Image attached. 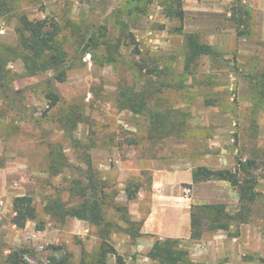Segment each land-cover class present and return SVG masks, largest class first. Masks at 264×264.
<instances>
[{"label":"rangeland","instance_id":"rangeland-1","mask_svg":"<svg viewBox=\"0 0 264 264\" xmlns=\"http://www.w3.org/2000/svg\"><path fill=\"white\" fill-rule=\"evenodd\" d=\"M164 1L135 15L130 0H0V44L18 43L17 20L25 14L56 23L67 54L65 79L53 87L60 101L50 108L51 72L27 75L20 59L7 66L17 75L11 88L20 92H0V258L19 247L27 251L26 264H44L52 254L66 255L69 264H78L82 253L91 256L100 243L97 227L60 219L54 203L77 206V187L92 185L111 223L107 237L126 262L159 264L147 256L144 233L131 236L150 210L153 165L233 169L236 158L254 157L261 196L242 238L229 237L244 250L217 251L208 232L178 239L194 264H264V85L255 82L264 72V0H181L182 20L165 15ZM100 28L109 48L85 51ZM186 32L199 33L217 54L191 59ZM142 93L148 95L143 113L120 106L127 95L140 103ZM152 111L163 116L158 124ZM129 180L139 185L131 200ZM226 183L212 185L226 192L233 213L238 192ZM182 193L186 204L208 203L195 200L188 185ZM201 193L200 186L195 196ZM23 194L32 196L37 217L18 228L10 221L12 200ZM107 264H115L112 255Z\"/></svg>","mask_w":264,"mask_h":264},{"label":"trees","instance_id":"trees-1","mask_svg":"<svg viewBox=\"0 0 264 264\" xmlns=\"http://www.w3.org/2000/svg\"><path fill=\"white\" fill-rule=\"evenodd\" d=\"M152 1L130 0L131 7L129 11L135 15L144 14ZM161 5L166 16L182 20L181 0H165ZM237 9L240 10L241 8L238 7ZM17 21L18 43L15 46L0 44V92L3 94H18L20 92L19 89L11 88V82L17 75L7 67L10 62L20 59L27 75L51 72V78L45 82L48 89L45 92V98L48 107H53L60 101L59 95L53 91L54 82H61L66 76L63 64L67 54L60 43L57 42L58 26L45 18L29 19L25 14H20ZM235 22L238 23L236 20ZM242 34H245V31L237 28V35ZM183 37L185 49L190 54L191 59L198 55L214 56L217 54L216 48L201 40L199 33L186 32ZM100 44L107 45L109 48L108 43L105 41L104 29L101 28L90 35L83 49L91 51L98 48ZM105 59L113 61L108 55ZM256 78L255 82L257 84L264 85V72ZM130 96L127 95L126 103L120 106L129 109L134 114L143 113L148 95L142 93L140 103H135ZM152 117V123L155 124L163 120V116L158 111H152ZM57 158L61 160L62 154H58ZM257 166V160L254 157H249L244 160L236 158L233 169H212L204 165H197L192 168L193 182L206 180L227 181L231 187L237 190L239 204L238 209L233 213L228 212L226 205L220 202L191 204L189 212L191 240L201 239L205 233H213L218 230L225 231L229 237L239 235V225L251 221L253 206L261 196L256 190L257 178L253 171ZM90 186L77 187V194L82 197V201L77 206L67 207L63 202L54 203L55 214L60 219L72 216L87 220L98 229L100 239L98 248L93 254H90L91 256L82 253L83 255L78 264H107V258L110 255L114 257L115 264H128L107 237L111 223L104 216L103 197L98 195L94 186ZM138 190L139 185L134 180H129L125 186L126 199H134ZM117 208L119 210L125 209L124 206H117ZM12 211L13 215L10 221L18 228H23L28 220H34L37 217L35 204L30 194L15 196L12 200ZM138 224V229H134L135 231L131 233L133 237L143 235L140 231L143 219ZM36 228L41 229V226L37 225ZM51 248L54 250L61 249L60 246H52ZM26 252L23 247L12 248L7 255L0 258V264H26L24 258ZM147 256L159 264H194L188 256V251L180 247L178 238L156 237L147 251ZM44 264H69V262L66 255L57 258L56 255L52 254Z\"/></svg>","mask_w":264,"mask_h":264},{"label":"crops","instance_id":"crops-1","mask_svg":"<svg viewBox=\"0 0 264 264\" xmlns=\"http://www.w3.org/2000/svg\"><path fill=\"white\" fill-rule=\"evenodd\" d=\"M178 169H175V168ZM176 167H171L166 164L153 165L151 178V205L143 219L141 232L144 233L142 243L150 248L153 238L172 237L180 239H190V203L186 204V199L183 197V189L188 185L193 191L192 197L195 200L207 201L208 203H227L229 200L226 192L219 191L220 188L213 187L223 184L227 185L226 181L222 180H206L201 182L192 181V166L184 161ZM214 184V185H212ZM220 184V185H218ZM202 188V193L196 197L195 192ZM231 190V189H230ZM183 197V198H182ZM187 197V196H186ZM245 224H240L239 235L242 238ZM219 236V240L214 239ZM194 241V240H193ZM212 244L216 243L215 249L222 251L225 245L232 246V250L240 252L235 242H232L229 236L224 231L212 233ZM214 242V243H213ZM235 250V251H234ZM215 251L214 254L217 252ZM224 251V249H223Z\"/></svg>","mask_w":264,"mask_h":264}]
</instances>
